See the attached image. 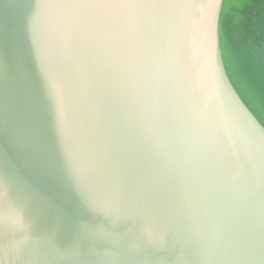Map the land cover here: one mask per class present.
Returning a JSON list of instances; mask_svg holds the SVG:
<instances>
[{"label": "water", "instance_id": "water-1", "mask_svg": "<svg viewBox=\"0 0 264 264\" xmlns=\"http://www.w3.org/2000/svg\"><path fill=\"white\" fill-rule=\"evenodd\" d=\"M222 2L0 0V264H264Z\"/></svg>", "mask_w": 264, "mask_h": 264}, {"label": "trees", "instance_id": "trees-1", "mask_svg": "<svg viewBox=\"0 0 264 264\" xmlns=\"http://www.w3.org/2000/svg\"><path fill=\"white\" fill-rule=\"evenodd\" d=\"M219 45L229 81L264 128V0H223Z\"/></svg>", "mask_w": 264, "mask_h": 264}]
</instances>
